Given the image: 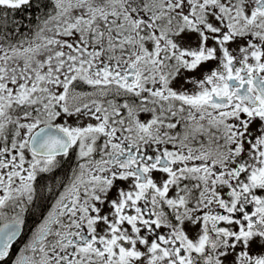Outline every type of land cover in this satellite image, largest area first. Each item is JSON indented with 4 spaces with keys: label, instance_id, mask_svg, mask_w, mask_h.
Returning <instances> with one entry per match:
<instances>
[{
    "label": "snow or ice",
    "instance_id": "6c2138e0",
    "mask_svg": "<svg viewBox=\"0 0 264 264\" xmlns=\"http://www.w3.org/2000/svg\"><path fill=\"white\" fill-rule=\"evenodd\" d=\"M0 264H264V0H0Z\"/></svg>",
    "mask_w": 264,
    "mask_h": 264
}]
</instances>
